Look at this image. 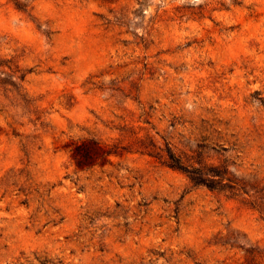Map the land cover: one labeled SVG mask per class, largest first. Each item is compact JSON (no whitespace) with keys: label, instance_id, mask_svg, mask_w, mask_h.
I'll list each match as a JSON object with an SVG mask.
<instances>
[{"label":"rangeland","instance_id":"374dc122","mask_svg":"<svg viewBox=\"0 0 264 264\" xmlns=\"http://www.w3.org/2000/svg\"><path fill=\"white\" fill-rule=\"evenodd\" d=\"M20 2L0 0V264H264V0ZM83 139L110 162L79 169Z\"/></svg>","mask_w":264,"mask_h":264},{"label":"trees","instance_id":"16d2710c","mask_svg":"<svg viewBox=\"0 0 264 264\" xmlns=\"http://www.w3.org/2000/svg\"><path fill=\"white\" fill-rule=\"evenodd\" d=\"M15 4L23 9L22 3L20 0H12ZM71 152V157L75 162L76 166L79 169H87L92 168L94 166H104L110 162V156L114 153L108 145L103 144L102 142L96 139H83V140H73L67 145ZM169 164L172 167L183 170L191 176V178L196 182H202L208 185L209 187H215L214 181L206 180L200 173L201 170L199 168L186 166L180 157L175 155L174 153L169 154ZM216 176L220 177L221 173L218 171H214ZM230 185L235 186L238 185L235 181L228 178ZM231 186V187H232ZM254 208L258 209L263 213L262 210L259 209L256 205H253Z\"/></svg>","mask_w":264,"mask_h":264}]
</instances>
